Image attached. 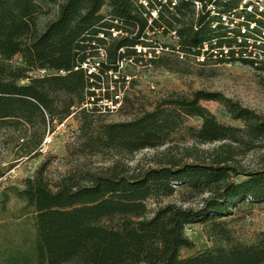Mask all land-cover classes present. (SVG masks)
Masks as SVG:
<instances>
[{
	"label": "trees",
	"instance_id": "1",
	"mask_svg": "<svg viewBox=\"0 0 264 264\" xmlns=\"http://www.w3.org/2000/svg\"><path fill=\"white\" fill-rule=\"evenodd\" d=\"M142 1L0 0V129H43V141L34 145L42 151L47 129L76 116L79 134L72 155L82 157H127L158 149L173 143L182 130L200 144L219 146L165 156L146 169H132L120 159L100 171L78 165L54 185L42 165L17 193L35 215L33 234L0 247V264H264V231L253 243H243L225 221L240 204L264 203V168L236 165L239 156L264 140V116L207 91L173 93L126 122L106 121L99 106L104 98L114 99L124 82L110 73L121 76L123 63L143 61L138 46L153 54L150 64L176 72L187 73L181 57L197 60L206 45L231 49L227 58L209 55L206 61H241L264 71L263 62L248 58L250 39L255 45L262 39L259 49L264 50V22L256 19L264 13L249 11L253 4L248 3L237 17L245 22L231 28L222 18L235 21L238 0ZM196 2L202 4L199 13ZM49 4L57 8L53 15L45 10ZM43 14L52 17L42 20ZM252 23L256 28L242 34V27ZM162 30L163 36L176 32L177 45L150 42V33ZM160 48L163 53L157 55ZM18 57L21 62L14 63ZM96 60L98 73L89 75L84 65ZM37 71L47 74L33 76ZM205 101L222 104L243 126L220 123ZM188 118L201 119V127H187ZM178 191L185 202H201L168 203L151 211V200L159 203ZM193 224L206 226L215 244L182 258V250L195 246L185 233Z\"/></svg>",
	"mask_w": 264,
	"mask_h": 264
},
{
	"label": "rangeland",
	"instance_id": "2",
	"mask_svg": "<svg viewBox=\"0 0 264 264\" xmlns=\"http://www.w3.org/2000/svg\"><path fill=\"white\" fill-rule=\"evenodd\" d=\"M178 3L179 0H172ZM240 6L232 19L237 20L246 3H254L258 12L264 13V0H238ZM196 4V3H195ZM202 4L195 5L199 13ZM211 9V6H209ZM45 10L53 15L57 8L54 4L45 5ZM107 10H104L106 12ZM256 11V10H253ZM51 15L43 14L41 19L46 20ZM256 19L264 22V16ZM230 20V19H229ZM264 32V31H263ZM150 42L158 45H177L178 36L171 32L163 36V30L155 35L150 33ZM162 49L160 48V51ZM171 52V50H166ZM162 51L159 55H162ZM147 59L141 63L125 62L121 75H131L130 83L121 82L120 96L123 106L112 112H104L103 118L109 122H126L139 116L144 111H151L163 98L173 93L190 95L196 91L221 93L225 97L239 102L243 107L249 108L264 116V71L245 64L241 61L217 63L206 61L199 63L193 58L181 57L182 65L188 69L187 73L172 71L167 68L156 67ZM261 59V57H260ZM18 57L14 63H20ZM182 66V67H183ZM258 66H262L259 64ZM46 71H37L33 76H44ZM121 77V76H120ZM123 81V78H120ZM27 83V81H24ZM218 119L227 126L242 127L240 121L233 120L224 106L215 101L202 102ZM202 120L188 118L187 127L200 128ZM52 142L43 147L42 151L34 148V145L42 139L43 129L26 127L21 131L13 128L0 129V247L9 248L20 244L27 234H33L35 215L31 209L25 208V203L17 196L22 190L25 181L34 177L40 167L47 165L45 176L54 185L63 176L72 172L78 165L91 171H100L112 164L115 159L130 165L132 169H146L156 167L159 159L165 156H183L186 151L194 150L199 153L212 151L219 143L203 145L192 140L187 131L182 130L173 143L158 149H147L127 157H114L113 155H101L94 157H82L72 155L76 147L79 134V122L76 116H72L63 123L55 122L48 129ZM47 134V135H48ZM192 162V159H186ZM249 170L264 168V140L257 144V148L237 158V164ZM238 178L237 180H240ZM179 190V188H178ZM5 195L8 200L4 203ZM184 192L178 191L174 196L162 199L159 203L155 200L149 202L151 211H155L160 205L168 203L197 206L201 199L185 202ZM232 214L225 217L232 236L243 243H253L257 234L264 231V203L240 204ZM186 235L194 242L192 249H184L182 258H188L214 246V240L208 234V228L202 224L189 225L185 229ZM3 247V248H2Z\"/></svg>",
	"mask_w": 264,
	"mask_h": 264
},
{
	"label": "built area",
	"instance_id": "3",
	"mask_svg": "<svg viewBox=\"0 0 264 264\" xmlns=\"http://www.w3.org/2000/svg\"><path fill=\"white\" fill-rule=\"evenodd\" d=\"M142 3H144L145 5H148L147 0H143ZM175 4L176 3L173 2V5H175ZM196 4L200 5L201 3L196 2ZM246 4H248V3H246ZM252 4H253V6L250 5L248 8V10L251 12L254 10V3H252ZM260 12H262V11H260ZM213 14H215V13L213 12ZM153 16L156 17L157 13H153ZM222 20L225 23V25H228L231 28H234L240 22H245L244 18L238 19V20H240L239 22L237 20L232 22L231 20H229L228 16H224L222 18ZM255 28H256V24H254V23H252L250 25L249 29L246 26H243L242 27V34L245 35V34L249 33L250 31H253ZM115 35H117V34L115 33ZM263 36H264V33H263ZM101 37H103V35ZM256 45H255L254 39H250L248 41V55H249L248 58L258 59L259 61L264 63V50L259 49L263 45L262 39L258 40ZM136 49H137V53L143 57V60L147 59V57H149L148 60L153 58V54L148 49L143 48L141 46H138ZM160 52H161L160 49H157L156 54L159 55ZM230 53H231V49L226 47V46H224L222 48L210 50L208 45H206L205 49H203L202 54L197 57V61L199 63H204V62H206L207 56H209V55H212L213 59H215V60L220 59V58H227L230 56ZM250 55H252V56H250ZM102 56L104 57V53H102ZM236 57H239L238 53L236 54ZM260 57H261V59H260ZM130 62H132V61H130ZM99 65L100 64L96 60L92 64L84 65V68L89 70L88 71L89 75H92L93 73H98ZM123 68H124V63L121 65V69H123ZM110 75H112L114 77V79H116V80H120V78H123L124 83H130V81H132L131 75H121V77H120V73H117V74L110 73ZM112 90H114V88H112ZM121 97L122 96H120V93H118V94H115V97L112 100L104 98L99 102V104H100L99 106L102 107V111H104V112H112V111L118 110L120 108V106L122 105V98ZM51 142H52L51 134H48L44 140L43 147L50 144Z\"/></svg>",
	"mask_w": 264,
	"mask_h": 264
}]
</instances>
